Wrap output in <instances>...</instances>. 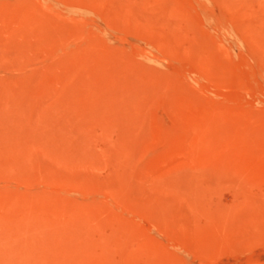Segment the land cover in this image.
Wrapping results in <instances>:
<instances>
[{
    "label": "rangeland",
    "instance_id": "rangeland-1",
    "mask_svg": "<svg viewBox=\"0 0 264 264\" xmlns=\"http://www.w3.org/2000/svg\"><path fill=\"white\" fill-rule=\"evenodd\" d=\"M0 264H264V0H0Z\"/></svg>",
    "mask_w": 264,
    "mask_h": 264
}]
</instances>
